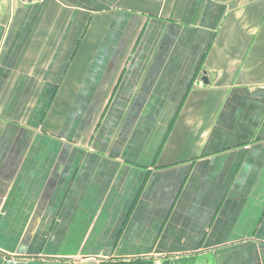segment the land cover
Listing matches in <instances>:
<instances>
[{"label": "crops", "instance_id": "0c3cea01", "mask_svg": "<svg viewBox=\"0 0 264 264\" xmlns=\"http://www.w3.org/2000/svg\"><path fill=\"white\" fill-rule=\"evenodd\" d=\"M264 264V0H0V264Z\"/></svg>", "mask_w": 264, "mask_h": 264}, {"label": "trees", "instance_id": "16d2710c", "mask_svg": "<svg viewBox=\"0 0 264 264\" xmlns=\"http://www.w3.org/2000/svg\"><path fill=\"white\" fill-rule=\"evenodd\" d=\"M113 264H154L152 261H142V260H136L132 262H120V263H113Z\"/></svg>", "mask_w": 264, "mask_h": 264}, {"label": "water", "instance_id": "95a60500", "mask_svg": "<svg viewBox=\"0 0 264 264\" xmlns=\"http://www.w3.org/2000/svg\"><path fill=\"white\" fill-rule=\"evenodd\" d=\"M29 1H34V0H29Z\"/></svg>", "mask_w": 264, "mask_h": 264}]
</instances>
